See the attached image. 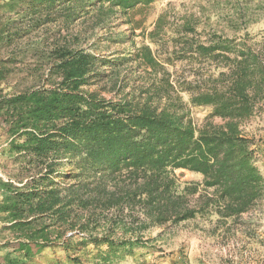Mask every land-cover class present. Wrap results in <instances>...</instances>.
I'll return each mask as SVG.
<instances>
[{
    "label": "trees",
    "instance_id": "obj_1",
    "mask_svg": "<svg viewBox=\"0 0 264 264\" xmlns=\"http://www.w3.org/2000/svg\"><path fill=\"white\" fill-rule=\"evenodd\" d=\"M155 1L8 0L2 9L18 17L12 24L18 37L50 23L65 28L91 7L105 4L108 11L124 13ZM229 44L199 46L200 56L229 55L223 56L217 78H209L208 88L195 87V82L181 90L191 107L210 109L201 125L182 103L171 104L180 102L178 96L155 84L151 94L99 96L89 89L98 77L96 60L82 50L45 42L30 47L29 82L13 94H0V125L8 138L0 165V214L10 224L1 226L0 233L15 235L0 244L10 250L6 264H31L45 250L69 258L73 247L88 244L109 248L97 256L100 264H108L116 252L130 254L136 247L132 239L79 237L104 215L106 222L123 221L132 231L247 213L264 192L254 163L255 140L244 129L256 101L264 99V64L249 48L233 53ZM143 62L156 66L146 54ZM154 101L166 106L153 107ZM175 170L200 174L202 182L180 184ZM50 229L58 233L57 243L46 240Z\"/></svg>",
    "mask_w": 264,
    "mask_h": 264
},
{
    "label": "rangeland",
    "instance_id": "obj_2",
    "mask_svg": "<svg viewBox=\"0 0 264 264\" xmlns=\"http://www.w3.org/2000/svg\"><path fill=\"white\" fill-rule=\"evenodd\" d=\"M7 1L0 0V34L7 28L0 43V69L5 74L0 81V94H13L25 88L33 60L30 47L45 42L92 56L96 60L94 74L98 77L92 79L89 89L99 96L109 99L116 93L117 97L129 92L151 94L150 85L155 84L153 88L167 90L173 98L178 96L180 102L171 104L177 107L182 103L190 110L191 120L201 125L210 109L191 107L188 95L181 90L195 82V87L208 88L209 78H217L219 66L225 60L223 56L229 54L200 56L199 46L229 42L230 52L249 48L264 64V0H157L124 13L118 9L108 11L103 4L89 8L65 28L60 22L50 23L34 34L18 37L12 25L18 17L2 9ZM145 54L154 60L155 68L144 64ZM111 78L117 80L110 82ZM151 104L158 109L166 106V102L159 101ZM212 122L219 124L220 120ZM244 129L254 137V163L264 181V99L256 101L253 116ZM7 139L0 125V165L7 157ZM174 176L180 184L201 183L203 179L200 174L186 170H175ZM3 198L0 190V204ZM103 217L88 224L87 231L79 237L105 236L113 241L132 239L136 243L131 255L116 252L108 264H264V192L247 213L219 221L216 217H196L176 225L146 229L137 226L131 231L123 221L115 225ZM9 225L0 214V228ZM50 232L46 240L57 243L58 233L54 229ZM14 236L0 233V244ZM73 248L69 258L62 252L45 250L35 255L31 264H100L96 261L99 253L109 252L106 245ZM9 252L0 249V264H6L4 257Z\"/></svg>",
    "mask_w": 264,
    "mask_h": 264
}]
</instances>
